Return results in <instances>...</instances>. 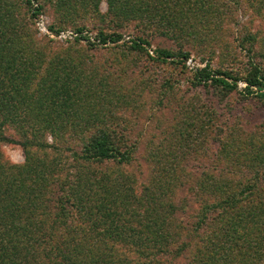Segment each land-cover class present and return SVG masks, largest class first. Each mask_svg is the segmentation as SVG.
Segmentation results:
<instances>
[{"label": "trees", "instance_id": "1", "mask_svg": "<svg viewBox=\"0 0 264 264\" xmlns=\"http://www.w3.org/2000/svg\"><path fill=\"white\" fill-rule=\"evenodd\" d=\"M21 1L32 18L40 14L34 0ZM77 1L88 3L58 0L57 6L72 12ZM228 1L240 5L241 0ZM109 2L115 15L126 13L146 24L171 16L169 25L175 29L178 16L190 10V0ZM15 7L14 0H0V264H264V192L245 189L262 179L235 181L205 172L195 176L186 173L179 157L159 161L150 150L152 170L139 183L123 169L134 161L136 143L113 122L117 116L110 109L80 117L69 129L59 125L80 100L95 96L102 105L118 99L115 86L106 85L93 96L89 87L86 96L77 98L79 92L71 86L77 80L67 78L58 87L52 69L47 78L42 76L50 53L34 51L44 46ZM155 9L153 18L148 13ZM99 38L103 44L121 39L116 34ZM145 44L150 45L140 39L132 45L145 50ZM156 53L158 61L189 57L165 49ZM253 70L243 79L244 92L264 100V69L254 63ZM199 75L200 83L212 82L228 94L238 90L237 77L230 82L224 72L216 77L208 69ZM34 85L38 89L30 106L34 98L27 91ZM25 105L46 110L52 119L20 131L15 139L9 126H27L40 116L34 111L29 119ZM57 107L65 108L61 115ZM74 107L72 119L78 114ZM7 143L23 148L24 164L7 163L2 152Z\"/></svg>", "mask_w": 264, "mask_h": 264}, {"label": "rangeland", "instance_id": "2", "mask_svg": "<svg viewBox=\"0 0 264 264\" xmlns=\"http://www.w3.org/2000/svg\"><path fill=\"white\" fill-rule=\"evenodd\" d=\"M14 1L20 21L46 48L38 45L34 51L50 53L52 62L44 64L47 71L41 69L42 76L47 78L52 69L58 87L67 78L77 80L71 85L79 92L77 98L86 96L89 87L93 96L106 85L115 86L118 99L104 100L103 106L95 96L80 100L78 108L73 106L78 114L72 119V107V116L59 124L62 129L71 128L80 117L110 109L117 116L113 122L136 143L134 161L123 169L139 183L150 176L152 150L153 159L159 161L179 157L186 173L195 176L205 172L235 181L262 179L245 189L264 192V100L246 95L243 80L254 72V63L264 69V0H241L240 5L228 0H190V10L178 16L176 29L169 25L171 16L146 24L126 13L115 15L109 0H88L84 5L77 1L72 12L57 6L58 0H34V7L41 8L36 18L21 0ZM226 2L230 3L228 9ZM149 12L155 18L157 10ZM105 34L121 39L103 44L99 37ZM255 35L256 42L251 40ZM140 39L150 45L145 44V50L133 49V42ZM158 49L176 55L188 53L189 57L158 61ZM201 69L216 77L224 72L230 82L237 77L238 90L228 94L212 82L200 83ZM36 85L27 91L34 98L30 106ZM30 106L25 105L27 117H33L35 111L38 120L27 126L13 123L7 130L11 137L20 139V131L35 124L48 125L47 119L51 122L46 110ZM64 109L55 111L61 115ZM2 152L11 165L25 163L24 150L18 144L7 143Z\"/></svg>", "mask_w": 264, "mask_h": 264}]
</instances>
